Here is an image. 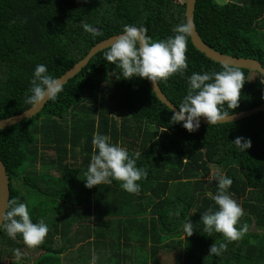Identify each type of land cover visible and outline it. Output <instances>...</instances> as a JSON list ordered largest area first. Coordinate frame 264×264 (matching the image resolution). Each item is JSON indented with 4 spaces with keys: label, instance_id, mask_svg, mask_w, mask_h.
I'll list each match as a JSON object with an SVG mask.
<instances>
[{
    "label": "trees",
    "instance_id": "trees-1",
    "mask_svg": "<svg viewBox=\"0 0 264 264\" xmlns=\"http://www.w3.org/2000/svg\"><path fill=\"white\" fill-rule=\"evenodd\" d=\"M183 21L179 0H0V120L31 108L25 100L37 65L59 78L125 25L142 26L158 41L174 36L173 28ZM85 23L99 32H85ZM194 24L211 49L264 68V0H196ZM108 49L93 56L36 116L0 131L9 202L27 203L33 222L43 218L50 229L35 248L0 229V246L25 248L23 262L31 264H63L62 255L80 244L73 264H90L93 254L97 264H160V256L170 253L177 254L174 264H264V113L189 132L173 122L145 78L116 79L120 69L105 59ZM186 57L182 75L157 81L177 109L193 72L222 70L190 38ZM241 71L246 82L238 107L225 105L229 115L264 104V77L255 73L251 81L252 72ZM95 132L130 154L141 153L137 166L147 177L138 182V194L123 190L119 181L85 186ZM236 137L250 139L251 147L239 150L232 144ZM212 173L233 180L228 191L244 211L237 227L247 225L243 238L228 243L219 256L209 255V249L224 242L223 235L208 236L200 221L204 211L217 207L207 195L218 191ZM186 220L194 226L190 237L182 231Z\"/></svg>",
    "mask_w": 264,
    "mask_h": 264
},
{
    "label": "clouds",
    "instance_id": "clouds-1",
    "mask_svg": "<svg viewBox=\"0 0 264 264\" xmlns=\"http://www.w3.org/2000/svg\"><path fill=\"white\" fill-rule=\"evenodd\" d=\"M85 32L96 35L97 29L90 24L83 25ZM194 24L186 19L173 28L174 36L154 41L149 37L147 29L134 25H125L123 32L116 36L114 42L105 53V59L120 69L116 79L147 78L156 84L159 80H167L173 74H183L187 68V41L192 35ZM114 74V73H113ZM246 82L244 73L239 66L224 63L219 72H193L188 77V91L183 97L179 111L174 112L173 122L183 124L189 132L200 126V117H205L209 124L228 122L231 110L239 105L241 89ZM64 82L48 73L47 66L39 64L35 67L29 95L25 102L34 107L46 101H55L63 90ZM239 150L246 152L251 147V140L236 137L232 142ZM93 154L85 172V186L92 188L100 184L110 185L119 181L120 187L130 194L141 191L139 181L147 177L146 169L137 166L140 152L130 154L128 149L113 143L107 135L95 132L92 137ZM212 180L218 181V191L208 193L216 208L209 207L201 215L203 232L211 236L213 232L221 233L224 242L213 243L209 255L219 256L227 250L228 243L243 238L247 225L237 227L244 215L242 206L231 197L228 189L233 180L224 174H211ZM179 216V212H169V216ZM0 229L8 237L15 239L19 234L25 245L35 248L43 244L49 232V225L42 218L33 222L27 203L13 198L5 209ZM184 237L193 235L194 226L190 220L183 223ZM17 264H20L23 253L14 250ZM98 255L93 254L90 264H97Z\"/></svg>",
    "mask_w": 264,
    "mask_h": 264
},
{
    "label": "water",
    "instance_id": "water-1",
    "mask_svg": "<svg viewBox=\"0 0 264 264\" xmlns=\"http://www.w3.org/2000/svg\"><path fill=\"white\" fill-rule=\"evenodd\" d=\"M195 3H196V0H184L185 20L191 19L193 24H194ZM97 32H99V30H97ZM115 37L116 36H112L96 44L94 47L90 49L88 54L82 60L76 63L70 70L66 71L61 77H59L60 82L62 83L64 82L63 86L69 80L76 77L81 72V70L88 65L89 61L92 59L93 56H95L99 52H102L108 49L110 45L114 42ZM189 38H190V41L193 47L199 53L204 55L207 59L211 60L212 62L220 64V65H223L224 63L228 62L235 66H239L240 70H247L250 72H254L264 77V68L258 61L252 60V59L235 58V57L223 55L211 49L207 45H205L200 39L196 31L195 24H194L192 35ZM145 80L148 86L150 87V89L152 90V92L154 93L156 99L161 104L166 106L173 114L174 112H178V109L173 104H171L167 100L165 95L162 93L157 82L155 84L154 82L148 80L147 78H145ZM47 102L48 101H46L45 103H40L36 105L35 107L32 105L31 108H29L28 110L24 111L23 113L19 115L10 117L5 120H0V131L10 128L24 120H30L44 108ZM258 113H264V104L258 107H255L253 109H250L248 111L240 112L234 115H229L228 122L218 123L215 125L234 123V122L243 120L245 118H249ZM199 120H200V125L212 126V124H209L207 122L206 118L200 117ZM8 202H9V179L6 173L5 166L0 161V220H2V216H3L5 209L7 208Z\"/></svg>",
    "mask_w": 264,
    "mask_h": 264
},
{
    "label": "rangeland",
    "instance_id": "rangeland-1",
    "mask_svg": "<svg viewBox=\"0 0 264 264\" xmlns=\"http://www.w3.org/2000/svg\"><path fill=\"white\" fill-rule=\"evenodd\" d=\"M181 3H184V0H179ZM218 2L221 4H223L224 3V0H218ZM256 78V74L254 73V72H252L250 75H249V80H251V81H254V79ZM118 121H119V119H118ZM216 168H212L211 169V171H214ZM216 171H218L217 169H216ZM209 180V179H208ZM21 189H23V188H21ZM23 193H25V191H23ZM31 199H34L35 198V196H34V194H32L31 195V197H30ZM30 205H33V202H28ZM250 231H254V227L253 226H251V228H250ZM133 238V237H132ZM135 239L136 238H133V241L132 242H130L131 243V245L132 246H134V247H137V244L134 242L135 241ZM81 246V244L80 245H78V246H76V248H79ZM76 248H74L73 250H69V252H65L63 255H62V258H61V260H62V262H63V264H73L74 262H72V259H74L75 260V256H76V254H75V249ZM190 250H193V246L191 245V247H190ZM138 252L140 253V255H142V257H146V255H145V253H144V251L142 250V249H138ZM26 254V253H25ZM71 254H72V256H73V258H72V256H71ZM176 253H175V255H174V253H170V254H167V255H164V254H162L161 256H160V264H174V261H175V257H176ZM124 256L126 257L127 256V253H125L124 254ZM71 258V259H70ZM69 260H71V262L69 261Z\"/></svg>",
    "mask_w": 264,
    "mask_h": 264
},
{
    "label": "flooded vegetation",
    "instance_id": "flooded-vegetation-1",
    "mask_svg": "<svg viewBox=\"0 0 264 264\" xmlns=\"http://www.w3.org/2000/svg\"><path fill=\"white\" fill-rule=\"evenodd\" d=\"M25 249V248H24ZM24 249L21 251L24 253ZM13 247L0 246V264H17L16 256ZM27 255V254H26ZM20 264H31L29 262H23L21 258Z\"/></svg>",
    "mask_w": 264,
    "mask_h": 264
},
{
    "label": "crops",
    "instance_id": "crops-1",
    "mask_svg": "<svg viewBox=\"0 0 264 264\" xmlns=\"http://www.w3.org/2000/svg\"><path fill=\"white\" fill-rule=\"evenodd\" d=\"M119 144V143H118Z\"/></svg>",
    "mask_w": 264,
    "mask_h": 264
}]
</instances>
